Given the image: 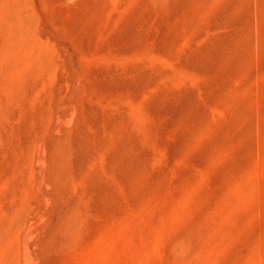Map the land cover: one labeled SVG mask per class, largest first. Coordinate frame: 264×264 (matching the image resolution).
<instances>
[{
	"label": "rangeland",
	"instance_id": "obj_1",
	"mask_svg": "<svg viewBox=\"0 0 264 264\" xmlns=\"http://www.w3.org/2000/svg\"><path fill=\"white\" fill-rule=\"evenodd\" d=\"M0 264H264V0H0Z\"/></svg>",
	"mask_w": 264,
	"mask_h": 264
}]
</instances>
